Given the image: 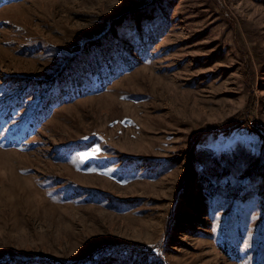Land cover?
Listing matches in <instances>:
<instances>
[{
	"label": "rangeland",
	"instance_id": "374dc122",
	"mask_svg": "<svg viewBox=\"0 0 264 264\" xmlns=\"http://www.w3.org/2000/svg\"><path fill=\"white\" fill-rule=\"evenodd\" d=\"M247 109L264 0H0V264H264Z\"/></svg>",
	"mask_w": 264,
	"mask_h": 264
},
{
	"label": "trees",
	"instance_id": "16d2710c",
	"mask_svg": "<svg viewBox=\"0 0 264 264\" xmlns=\"http://www.w3.org/2000/svg\"><path fill=\"white\" fill-rule=\"evenodd\" d=\"M236 118H238L237 121L245 122L251 131L257 133L264 139V130L260 128L257 124H254L252 122V119H250V116H249L248 109L244 110L243 113H237ZM6 259H7L6 262H9L7 264H19L20 262H24L25 260L32 261L33 264H63V262L56 260V259H50L51 261H48L44 259H38L37 257H34V256H29L27 258L26 257H20V258L8 257ZM75 264H78V263H75Z\"/></svg>",
	"mask_w": 264,
	"mask_h": 264
},
{
	"label": "bare ground",
	"instance_id": "6f19581e",
	"mask_svg": "<svg viewBox=\"0 0 264 264\" xmlns=\"http://www.w3.org/2000/svg\"><path fill=\"white\" fill-rule=\"evenodd\" d=\"M1 153H3V152L1 151ZM5 155H6V154H5ZM0 156H2V155H0ZM3 156H4V155H3ZM1 160H3L2 157H1ZM1 160H0V161H1Z\"/></svg>",
	"mask_w": 264,
	"mask_h": 264
},
{
	"label": "snow or ice",
	"instance_id": "6c2138e0",
	"mask_svg": "<svg viewBox=\"0 0 264 264\" xmlns=\"http://www.w3.org/2000/svg\"><path fill=\"white\" fill-rule=\"evenodd\" d=\"M85 155H87V154H85Z\"/></svg>",
	"mask_w": 264,
	"mask_h": 264
}]
</instances>
